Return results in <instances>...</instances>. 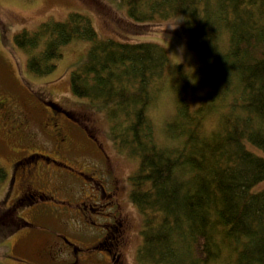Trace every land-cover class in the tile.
<instances>
[{"label": "trees", "instance_id": "1", "mask_svg": "<svg viewBox=\"0 0 264 264\" xmlns=\"http://www.w3.org/2000/svg\"><path fill=\"white\" fill-rule=\"evenodd\" d=\"M121 1L122 37L100 36L89 15L71 11L23 28L13 42L37 75L56 67L69 42H91L71 87L90 101V114L105 112L111 138L138 159L129 176L142 217L138 264H264V0ZM169 19L183 22L207 87L193 108L191 75L173 79L175 112L162 140L148 111L172 61L163 45L136 37ZM6 176L0 165V181ZM31 200H0L4 237L29 224L18 210Z\"/></svg>", "mask_w": 264, "mask_h": 264}, {"label": "rangeland", "instance_id": "2", "mask_svg": "<svg viewBox=\"0 0 264 264\" xmlns=\"http://www.w3.org/2000/svg\"><path fill=\"white\" fill-rule=\"evenodd\" d=\"M5 11L10 12L11 20L7 19ZM71 11L89 15L100 36L122 35V31L116 25V19L127 17V6L121 0H0V25L4 26L7 21L11 22L6 33L3 27L0 92L10 97L17 114L24 121L22 125L24 133L20 138H6L0 128V165L7 172L6 178L0 181V200L8 191L10 193L7 204L17 196L20 182L19 175H16L14 182L12 181L15 172L20 173L24 169L33 168L44 160L49 167L54 168L57 179L52 180L43 171L41 176V170L33 168L37 179L35 185L40 189H57L60 186L67 191V194L66 191H60V195L54 191V197L37 198L18 210L19 216L25 218L29 224L18 228L8 237H4L0 230V264H58L62 258L61 253L50 255L36 250L45 244L43 243L45 240H40L41 238L63 243L64 236H68L72 243L80 245L96 238L100 229L91 225L92 230L88 232L87 226L82 225L84 221L76 205L78 175L74 169L59 164L58 161L68 162L77 168L97 166L101 173L103 172L102 177L106 178L108 173L102 171V168L105 169L107 166L106 157L100 145L113 158V167L108 163L107 171L112 168L121 178L119 184L129 201V204H126L129 213L128 237L123 261L124 264H138L137 250L142 240V217L129 199V176L137 169L138 159L130 155L126 149H120L111 138L110 122L105 112L96 111L90 114L87 111L90 101L86 97L75 95L71 87L72 67L86 55L91 42L79 39L63 46V55L55 62L56 67L43 75L34 74L28 69V52L13 42L14 34L23 28L35 29L41 22L51 18L64 19ZM133 37L134 35L131 39H134ZM136 38L160 43L166 48L172 61L161 90L148 111L157 137L163 140L165 122L175 112L173 79L181 74L191 75L190 80L195 83L188 96L193 108L201 103L207 80L200 70L197 53L190 47L186 28L180 20L160 21L150 34ZM177 64L183 65L180 73L176 68ZM44 98L66 108L72 117L60 112L53 115L44 103ZM87 116L93 119H88ZM51 120L59 123L57 126L63 127L70 140L68 146L59 151L60 159L48 162L42 156L35 163L22 161L21 158L29 153L53 154L56 142L52 125L49 124ZM86 124L91 125L90 129H87ZM95 137L101 142L100 145ZM17 161L21 163L15 166ZM64 245L69 247L66 243ZM80 252V255L89 256L91 264H112L102 259L105 255L102 251L84 249ZM211 264L223 262L215 261Z\"/></svg>", "mask_w": 264, "mask_h": 264}, {"label": "flooded vegetation", "instance_id": "3", "mask_svg": "<svg viewBox=\"0 0 264 264\" xmlns=\"http://www.w3.org/2000/svg\"><path fill=\"white\" fill-rule=\"evenodd\" d=\"M5 16L8 20H11L12 18V15L8 11H5ZM5 23L4 26L3 24L0 25V54L3 53V27H5L6 33L8 31V26L11 25L10 21ZM47 107L50 109V112H52L53 115L57 113V111L54 112L50 106L47 105ZM56 108L58 109V112L66 113L69 117H72L66 108L60 106L59 110L57 104ZM53 120H55L54 117ZM53 120L49 121V124L52 125V131L55 135L56 149L54 150L53 154H41L48 162L54 159H60L58 157L59 151H63V148L67 147L70 142L68 136L63 130V127L61 125L57 126L59 123H55ZM23 122L24 121L20 118V115L17 114L10 97L0 92V128L2 129L5 137L20 138V135L24 133L22 127ZM94 139L99 145L101 144L98 138L95 137ZM100 147L106 157L107 166L105 169L102 168V171L108 173V175L106 174V178L102 177L103 172L101 173L100 168L97 166L94 168H77L68 162L65 163L61 160L58 161L59 164L74 169L78 175V189H76L75 198L76 205L79 207L78 210L81 212L82 219L84 221V223L82 222V225L87 226L88 232H91L92 230L91 225H94L100 229L99 234H97L94 240L91 239L90 241L84 242L83 245L72 243L68 236H64L65 241L63 243H57L47 238H41L40 240H45V242H43L45 244L41 247H37L36 250L50 255H57L58 253H61L62 258L58 264H91L87 254L80 255V251L84 249H88L90 251L95 249L102 251L105 254L102 258L103 260L106 259L112 264H124L123 256L127 244L129 215L126 204H129V201L127 200L128 197L127 194L125 195L123 187L119 184L121 178L115 171H113L112 168L108 169L110 172L107 171L108 163H111V166L113 167L112 156L106 152L102 145H100ZM42 156H40L39 153H37L36 156H34L33 153H29L28 155L23 156L21 160L34 161L35 163ZM47 164L48 163L44 160L43 163H39V165H36L33 168H38L39 171L41 170V176H43L42 173L44 172L49 177H51L52 180L57 179L54 168L49 167ZM33 168L24 169L20 173L15 172L13 174L12 181L14 182L16 175H19L20 182L19 192L14 200H24L25 197L31 199L34 198V200H31L30 202L32 203L37 198H51L54 197L53 194L55 192L56 194L60 195V191H66L60 186L57 189L38 188L35 185L37 179L35 172H33ZM9 193L10 192L8 191L4 197L6 198V201ZM14 200L8 204H12ZM124 206L126 208H124ZM65 243L69 245L68 248L64 245Z\"/></svg>", "mask_w": 264, "mask_h": 264}, {"label": "water", "instance_id": "4", "mask_svg": "<svg viewBox=\"0 0 264 264\" xmlns=\"http://www.w3.org/2000/svg\"><path fill=\"white\" fill-rule=\"evenodd\" d=\"M51 107H54L53 105Z\"/></svg>", "mask_w": 264, "mask_h": 264}, {"label": "clouds", "instance_id": "5", "mask_svg": "<svg viewBox=\"0 0 264 264\" xmlns=\"http://www.w3.org/2000/svg\"><path fill=\"white\" fill-rule=\"evenodd\" d=\"M193 81V80H192ZM193 83H195V82H193Z\"/></svg>", "mask_w": 264, "mask_h": 264}]
</instances>
